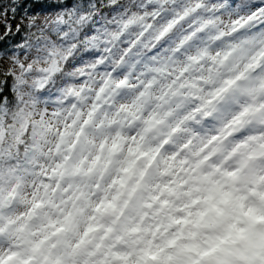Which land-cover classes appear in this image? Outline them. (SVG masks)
I'll list each match as a JSON object with an SVG mask.
<instances>
[{
	"label": "clouds",
	"instance_id": "clouds-1",
	"mask_svg": "<svg viewBox=\"0 0 264 264\" xmlns=\"http://www.w3.org/2000/svg\"><path fill=\"white\" fill-rule=\"evenodd\" d=\"M0 264H264V0H0Z\"/></svg>",
	"mask_w": 264,
	"mask_h": 264
}]
</instances>
